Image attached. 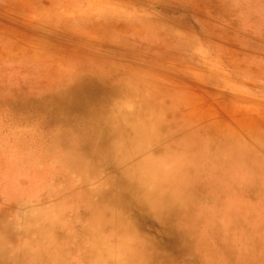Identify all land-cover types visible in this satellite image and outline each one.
<instances>
[{
  "label": "rangeland",
  "instance_id": "374dc122",
  "mask_svg": "<svg viewBox=\"0 0 264 264\" xmlns=\"http://www.w3.org/2000/svg\"><path fill=\"white\" fill-rule=\"evenodd\" d=\"M242 153L264 167V0H0V264H264L199 208L264 231L238 176L196 210L182 180L174 215L144 166L203 190L201 164ZM219 233L248 258L209 260Z\"/></svg>",
  "mask_w": 264,
  "mask_h": 264
},
{
  "label": "bare ground",
  "instance_id": "6f19581e",
  "mask_svg": "<svg viewBox=\"0 0 264 264\" xmlns=\"http://www.w3.org/2000/svg\"><path fill=\"white\" fill-rule=\"evenodd\" d=\"M100 85V83H98ZM107 85L104 82L105 86ZM99 88H95L92 89L91 92H87L88 95H91L92 98L94 99H106L107 97L110 96L109 93H112L113 90L108 89V88H104L105 90H108L109 92L103 90H96ZM96 90V91H95ZM95 92V93H93ZM93 93V94H92ZM120 107V104H118V102H116V107ZM120 109H117L120 111ZM246 153V152H245ZM245 153H242V156H247ZM243 158V157H242ZM239 158L238 161L235 162H230L229 164L226 165V163H224V161H221L220 158L218 157H214L211 158L209 160V163L206 165L201 164L199 171L202 170V176L201 179L205 180L206 183H204V185H201L203 187V190L200 188L198 181H200V177H195V178H190V176L187 178L186 180V176L179 175L177 174L178 170H181L179 167H175L174 164L170 165H164V164H159L158 162H147L144 161V166H146L147 168V174H149V180L152 179L153 181H157L159 182L164 181L167 183L168 186V190L166 194H161L160 199H158L160 205L162 206L163 209L172 212L174 215H176L178 212L182 211L185 207H184V198L182 199L181 197H178L176 194V190H179V186H182L184 183H189L191 185H194L195 188H197V193L193 192L191 194L192 197L194 198H189L190 200H194L195 204L196 202H198V199H208L211 200L213 198L214 195L219 194L221 197L223 198V200H229L228 198H231L233 196H237L238 198L240 196L242 197H246V199L248 200L247 203H249L250 205L256 206L253 208L254 211L256 208L260 211V210H264V200L263 199H256L257 197L260 196H264V191L262 189V186H264V167L262 165L258 164H251L248 163L246 161V159H241ZM164 173L169 176L170 173L174 174L175 177V182L174 185L173 184H169L166 179L167 176L164 175ZM246 173H251L252 174V178L247 179L246 177ZM219 175V179H221V181H219L220 183L224 182V185H217L216 191L214 190L213 187H216L215 185L212 186L213 184H209V182L212 181H217V176ZM232 175H236L237 180L240 181L241 180V185H242V192L237 193V194H232V191H230L229 189H227V186H225V180L228 181V179L231 178ZM216 177L217 179L213 178ZM158 178V179H155ZM172 178V177H171ZM184 180V183H182L181 181ZM177 181H180V184L178 186L175 187ZM191 181V182H189ZM142 182V181H141ZM182 184V185H181ZM195 191L194 188H192L190 190ZM221 191V192H220ZM233 195V196H231ZM228 197V198H227ZM223 203L226 202L222 201V203L220 202L219 205L214 208L213 206H209V208H206V210L203 209V204H201L199 206V208L205 212H207L208 214L213 213V214H219L220 218H218L217 221H215L216 223H220L221 225H228V222L226 221V219L228 218V215L231 216L234 214L235 215V222H237L238 225L235 224H231L232 227H230L231 229L234 228L236 230L235 231V238L233 237V241L235 242V245H237L238 247H240L243 250V247H253V248H257L260 249V251L264 252V231L261 230L262 228H258L257 225H254L255 222L253 221V217L252 215H248L246 212H244L245 210H243L241 213H235L232 212L231 210L229 211L227 207L223 206ZM241 203V202H239ZM237 203V207L240 206V204ZM243 203V202H242ZM208 204V203H207ZM222 204V205H220ZM198 208L197 204L195 206V210ZM194 210V209H192ZM258 211V212H259ZM201 212V211H197ZM244 213V214H242ZM179 215L181 216L182 213H179ZM234 221H230V222H234ZM201 222H203V220H201ZM229 226V225H228ZM224 227V226H223ZM229 230V228H228ZM215 242H213V241ZM212 240H210L213 245L214 243H217L219 245V249L218 250H213L212 247L210 248V258L209 260H214L216 258H219L220 256H232L233 258L236 259V261L238 262H244L247 258L248 255L246 254H240V252L238 250H235L234 244L233 242L225 239L223 237V235L221 233L216 234L215 236H213ZM207 246H211L210 243L206 244ZM225 245V247L223 246ZM260 246V247H259ZM203 248V246H201ZM230 252L228 255L227 253ZM199 253H205L204 251H199ZM256 254V253H253ZM15 257L17 258V256L15 255ZM262 255H258L255 257V259L261 260Z\"/></svg>",
  "mask_w": 264,
  "mask_h": 264
}]
</instances>
